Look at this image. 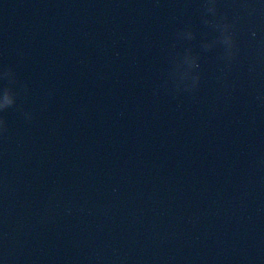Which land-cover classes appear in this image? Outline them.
I'll list each match as a JSON object with an SVG mask.
<instances>
[{
	"label": "water",
	"instance_id": "1",
	"mask_svg": "<svg viewBox=\"0 0 264 264\" xmlns=\"http://www.w3.org/2000/svg\"><path fill=\"white\" fill-rule=\"evenodd\" d=\"M0 264H264V0H0Z\"/></svg>",
	"mask_w": 264,
	"mask_h": 264
}]
</instances>
